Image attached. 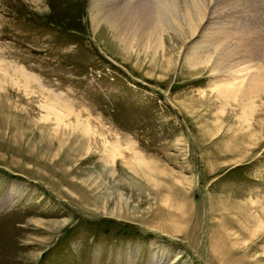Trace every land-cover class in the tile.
<instances>
[{
    "label": "rangeland",
    "instance_id": "rangeland-1",
    "mask_svg": "<svg viewBox=\"0 0 264 264\" xmlns=\"http://www.w3.org/2000/svg\"><path fill=\"white\" fill-rule=\"evenodd\" d=\"M91 1L0 0V264H264V94L247 117L215 91L264 69V42L212 27L125 62ZM48 95L89 121L86 142Z\"/></svg>",
    "mask_w": 264,
    "mask_h": 264
},
{
    "label": "bare ground",
    "instance_id": "bare-ground-1",
    "mask_svg": "<svg viewBox=\"0 0 264 264\" xmlns=\"http://www.w3.org/2000/svg\"><path fill=\"white\" fill-rule=\"evenodd\" d=\"M227 2L224 4L222 0H92L90 6L91 30L96 38L100 36L106 37L107 41L109 39V44L121 53V60L125 62L133 59L134 55L135 60L139 61V52H143V56L149 50H152L154 55L159 50L162 52L163 49H166L165 36H169L170 39L187 41L189 38L196 36L197 33L202 32V37L204 34L206 38L208 37L207 32L213 30H211L212 27H217L213 31L215 38L227 40L226 42L235 41V46L247 44L250 46H248V51L250 48L251 50L255 49L252 46H258V44L264 42V0L263 2L262 0H228ZM181 3L185 6H183V9H181ZM220 4H223L224 7L220 8L219 12L217 8ZM214 14L217 16L222 14L221 24L220 22L211 23L210 20L216 18ZM224 20L228 25L223 26ZM168 30L174 35H167ZM218 33H222L221 37H218ZM208 43L211 44L212 41H207L206 44ZM230 51L226 50L224 54L229 59L234 54ZM192 60L194 61V59ZM262 60H264V56ZM241 73H244V76L237 83L229 82L221 84V86L216 85L215 91L218 96H223L225 99L237 100L242 115L248 117L247 113H250L254 108L252 98L264 94V69L258 68L256 65H247L244 69L242 68L239 74ZM24 79L26 83L20 88L27 97L33 96L35 93L30 85L33 81L27 78ZM14 81V85L19 87L20 81L18 78ZM40 92H43V90L40 89ZM244 99L248 101L243 102ZM41 103L47 110V117L50 114L54 115L57 126L64 123L62 117L70 120L73 116L74 122L77 124L75 130L80 132L81 136L85 138V142L90 133L94 134L95 129L92 131L88 120L80 121L81 117L78 113H75L54 97L50 95L43 97ZM47 117H44L43 120L47 121ZM104 143L106 144L108 141H104ZM129 148H132L130 144ZM121 149L118 145L110 144V148L105 150L110 167L114 165L118 156L122 158L123 151ZM130 152H132L130 158L132 167L138 169L148 167V162L142 154L134 149Z\"/></svg>",
    "mask_w": 264,
    "mask_h": 264
}]
</instances>
